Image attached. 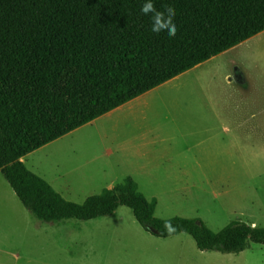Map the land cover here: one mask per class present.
<instances>
[{"label": "trees", "instance_id": "16d2710c", "mask_svg": "<svg viewBox=\"0 0 264 264\" xmlns=\"http://www.w3.org/2000/svg\"><path fill=\"white\" fill-rule=\"evenodd\" d=\"M144 0H0V169L39 217L91 219L133 208L148 231L190 233L202 250L240 253L264 243V227L234 220L220 230L203 220L171 217L167 234L157 197L133 176L89 196L66 198L22 157L140 94L264 31V0H154L176 10L178 32L154 34ZM70 66L49 91L57 65L54 40Z\"/></svg>", "mask_w": 264, "mask_h": 264}, {"label": "rangeland", "instance_id": "374dc122", "mask_svg": "<svg viewBox=\"0 0 264 264\" xmlns=\"http://www.w3.org/2000/svg\"><path fill=\"white\" fill-rule=\"evenodd\" d=\"M262 42L264 34L251 37L159 89L150 107L143 103L135 107L134 125L141 119L169 122V134L174 137L169 155L150 158L125 150V140L135 139L137 133L129 122H122L126 109H115L35 149L23 161L66 198L76 202H84L89 196L115 186L116 180L119 184L133 176L141 191L149 198L157 197L159 217L197 218L215 230L234 220L264 227V127L250 121L264 119V46L261 50L255 47ZM52 47L57 54V65L50 75L49 91L60 84L71 63L63 41L54 40ZM211 117L249 122L228 129L223 125L225 122L215 125L188 122ZM187 133L205 139L204 144L194 147L197 142L192 138L188 143L191 147L183 146L177 138ZM232 144L238 152L233 150L229 154L226 148ZM109 149L113 151L110 153ZM186 155H189L187 163ZM199 161L205 172L194 173L192 168L189 173L181 172L183 168L199 165ZM12 191L13 186L0 169V218L10 222L12 214L18 213L13 206ZM21 207L25 206L21 203ZM112 215L117 217L118 229L109 247L102 244L101 233L95 232L97 252L106 251L97 264L179 262L185 237L190 234L181 232L166 240L145 229L128 205H120ZM2 234L0 229V254L6 245H18L21 238L16 235L3 238ZM188 250L186 254L195 260V253ZM248 256L238 263H244ZM256 256L262 261L264 252L260 250ZM233 262L236 259L231 256L223 260L224 264Z\"/></svg>", "mask_w": 264, "mask_h": 264}, {"label": "crops", "instance_id": "0c3cea01", "mask_svg": "<svg viewBox=\"0 0 264 264\" xmlns=\"http://www.w3.org/2000/svg\"><path fill=\"white\" fill-rule=\"evenodd\" d=\"M262 34H264V31L256 34L253 37H257ZM249 39H247V41ZM204 62L200 64H203ZM200 64L196 66H199ZM238 69H240V67H238ZM187 71L105 113L109 114L115 109H126L123 112L125 116L122 122H125L126 124L129 122L131 125H133V127L136 129L137 136L135 135V139L125 140V142L123 143L125 150H130L129 152H134L136 155L139 154L144 157L150 158L164 157L166 155H169L170 148L174 147L172 142L174 140V137L169 134V122L162 123L158 121L155 122L151 120L147 121L145 119H141V121L136 120V123L134 125L132 124L133 119L135 118L133 116V112L135 110V107L139 103H143L146 108L150 107L152 104V99L155 97V94L159 89L164 88L168 84H171ZM129 114L131 115L129 116ZM126 117L127 120L125 119ZM95 119L91 120L88 123H93ZM255 120L256 121L250 120L252 125L264 127V119ZM188 122H204L212 125L225 122L223 125L226 127V129H228V127L231 125H246L249 120L230 118L224 121L211 117L210 119L191 120ZM254 122L257 123L254 124ZM176 126L181 127V124L177 123ZM192 138L195 142H197L194 147H199L205 142V139L192 137L188 133L180 134L177 140L183 143V146L186 145L189 148L191 147V145L188 143ZM226 150L229 154H232L233 150L235 152H238V149L237 147H234V144H232L230 148H226ZM112 151V149H109L110 153ZM123 154L124 153H121V156H123ZM25 156H23L22 159H24ZM185 159L187 163L189 155H186ZM198 164L199 165L194 167L183 168L181 172L189 173L191 172L190 168L194 169V173H200L202 171L205 172V169L201 170V167L203 168L204 166H201L200 161L198 162ZM116 182L117 180L113 182V185L116 186ZM11 194L13 206L15 207V210L18 211V213L12 214L11 222L9 220L6 221L5 219L0 218V229L3 233L1 237L8 238L16 235L21 238L18 239L19 244L15 247L14 245H6L7 248L2 251V254H0V264H97L96 261L101 257L103 258L106 254V251L100 253L97 252V246L99 245L96 241L98 240L95 236L96 230L101 233L100 239H103L102 244L105 245L106 248L109 247V241L113 240V238L117 234L116 231L118 229V225L115 222L117 218L115 217V215L110 214L98 216L91 219L70 217L61 220H46L39 217L24 204L15 188ZM16 195L25 207H21V203L17 201L15 197ZM113 217L114 219H107ZM101 218H104V220H102ZM253 224H255V222ZM190 235H186L185 237L186 240L184 249L182 251L179 262L176 264H224V258H228L229 256H231L233 259H236V262H233L232 264H240L238 263L239 260L241 258L243 260L245 255L249 256L247 260L242 264H264V258L262 261H258L256 256V253L260 250L264 252V243L255 242L251 248L246 249L240 253H232L231 255L229 253L223 255L218 251L200 249L196 240L193 238V236L191 237ZM176 236H178V234L167 236L165 238L166 240H169L170 238H174ZM188 248L195 253V260H193L192 257L188 254H186L189 253L186 252Z\"/></svg>", "mask_w": 264, "mask_h": 264}, {"label": "clouds", "instance_id": "9594fccd", "mask_svg": "<svg viewBox=\"0 0 264 264\" xmlns=\"http://www.w3.org/2000/svg\"><path fill=\"white\" fill-rule=\"evenodd\" d=\"M141 13L151 20V31L154 34L166 33L169 38L176 36L178 26L175 23L176 10L171 5H164L157 9L154 0H144L140 9ZM164 230L167 234H174L178 229L170 218L164 221Z\"/></svg>", "mask_w": 264, "mask_h": 264}, {"label": "bare ground", "instance_id": "6f19581e", "mask_svg": "<svg viewBox=\"0 0 264 264\" xmlns=\"http://www.w3.org/2000/svg\"><path fill=\"white\" fill-rule=\"evenodd\" d=\"M262 46H264V42H262V43H257V44L255 45V47H256L257 49H259V50H261ZM263 48H264V47H263ZM263 48H262V49H263Z\"/></svg>", "mask_w": 264, "mask_h": 264}]
</instances>
